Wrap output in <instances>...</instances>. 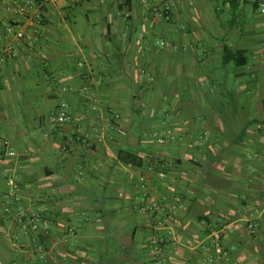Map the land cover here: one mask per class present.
<instances>
[{"label":"crops","instance_id":"crops-1","mask_svg":"<svg viewBox=\"0 0 264 264\" xmlns=\"http://www.w3.org/2000/svg\"><path fill=\"white\" fill-rule=\"evenodd\" d=\"M24 1L0 0V31L42 16L31 48L0 35V144L15 152L0 158V194L12 172L21 181L20 204L0 224V264H199L213 242L229 264H264L258 0H32L27 13ZM164 5L166 21L154 11ZM61 102L70 120L51 130ZM166 131L174 139L157 143ZM148 155L163 159L150 172L151 201L177 208L165 217L139 212ZM33 211L50 219L47 230L24 232L18 220ZM146 230L165 242L158 257ZM130 249L150 253L133 263Z\"/></svg>","mask_w":264,"mask_h":264},{"label":"built area","instance_id":"built-area-1","mask_svg":"<svg viewBox=\"0 0 264 264\" xmlns=\"http://www.w3.org/2000/svg\"><path fill=\"white\" fill-rule=\"evenodd\" d=\"M72 1H85V0H72ZM33 4L32 0H25L23 6V12L27 13V10L31 8ZM258 8L261 14H264V0H258ZM25 10V11H24ZM155 13L160 16L163 20H169L170 8L167 5L164 6H155ZM31 20H28L23 25H13L10 23H5L3 25L2 31H0V35L11 36L14 38L16 43H20L25 45L28 48L33 47L34 38L36 33L38 32V28L42 23V16L40 12H35L30 16ZM13 46H8L5 49V52L12 58L14 57ZM97 100H93V104L90 107L91 111H96L97 108ZM70 120V116L68 114V106L65 102H61L57 111L54 115L49 117L48 119V127L53 130ZM109 121V119H108ZM154 137L157 143H163L167 139H174V136L170 131L163 132L162 134L155 133ZM204 139V136L201 135L194 142V146H198L201 140ZM15 152L9 142L4 141L0 144V158L3 157H14ZM148 161H152L153 164L149 165L147 169L142 170L136 178L135 187L137 189L138 195L136 197L139 202V212L145 216L151 215H160L162 217L167 216L170 213L176 212L175 206H166L162 203L152 202L150 196L148 195V181L150 177V172L153 170V166L160 165L163 162V159L160 155H148ZM20 177L18 172H12L10 175L6 177L7 183V191L2 192L0 194V224H2L5 220L4 211L7 206L10 205H18L20 204L21 195H20ZM50 219L47 216H44L39 211L31 212L24 221L19 219L18 223H23V230L25 233H36L38 230H47L50 226ZM158 226L162 225L161 220L157 222ZM251 225L249 226V228ZM170 234L171 232L168 231ZM150 244L153 249L152 255L159 256L162 253L163 246L165 244L164 240L157 235H154L150 239ZM229 264L230 257L228 255L227 250L220 244L213 242L211 245L207 246L199 260V264Z\"/></svg>","mask_w":264,"mask_h":264},{"label":"trees","instance_id":"trees-1","mask_svg":"<svg viewBox=\"0 0 264 264\" xmlns=\"http://www.w3.org/2000/svg\"><path fill=\"white\" fill-rule=\"evenodd\" d=\"M226 54L228 55V52L225 51V56L223 57V62L224 63H229V62L235 63V61L233 60V59H235V55L232 54V56L230 55L231 58H229L228 56H226ZM121 159L123 161L127 162V164H129L131 167L132 166L138 167V168L142 167L143 158L141 156L132 155L129 153H124L123 158H121ZM152 235H153L152 230L144 231V235H143V240L145 241L147 247L150 246L151 251H153V249L151 247L150 240H147V239L152 237ZM133 241H134V236L131 238V240L129 242L132 243ZM41 242H43V239ZM150 249H149V251H146V252H135V251H132L130 249L128 251V254H127V255H129V261L136 263L140 260H144L143 255L150 253ZM125 254H126V252L124 251V255Z\"/></svg>","mask_w":264,"mask_h":264},{"label":"rangeland","instance_id":"rangeland-1","mask_svg":"<svg viewBox=\"0 0 264 264\" xmlns=\"http://www.w3.org/2000/svg\"><path fill=\"white\" fill-rule=\"evenodd\" d=\"M259 18H260V17H259ZM184 94H186V93H184ZM182 107H184V106H182ZM184 108H185V107H184ZM167 110H170L168 105H166L165 108H164V111H167Z\"/></svg>","mask_w":264,"mask_h":264}]
</instances>
